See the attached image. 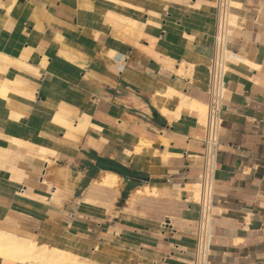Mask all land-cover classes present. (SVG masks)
<instances>
[{"label": "crops", "instance_id": "0c3cea01", "mask_svg": "<svg viewBox=\"0 0 264 264\" xmlns=\"http://www.w3.org/2000/svg\"><path fill=\"white\" fill-rule=\"evenodd\" d=\"M215 3L0 0V231L193 263ZM231 6L209 264H264V0Z\"/></svg>", "mask_w": 264, "mask_h": 264}, {"label": "built area", "instance_id": "2783aa9c", "mask_svg": "<svg viewBox=\"0 0 264 264\" xmlns=\"http://www.w3.org/2000/svg\"><path fill=\"white\" fill-rule=\"evenodd\" d=\"M231 0H216L213 53L209 62L208 102L203 137V164L199 176V216L196 227L194 258L192 264H209L210 233L212 223L213 172L216 166L218 138L221 128V110L224 77L230 62L228 42L231 32Z\"/></svg>", "mask_w": 264, "mask_h": 264}, {"label": "bare ground", "instance_id": "6f19581e", "mask_svg": "<svg viewBox=\"0 0 264 264\" xmlns=\"http://www.w3.org/2000/svg\"><path fill=\"white\" fill-rule=\"evenodd\" d=\"M232 8V6H231ZM231 23V12H230ZM197 105V104H196ZM200 109V108H199ZM202 114L205 117L206 107L202 106ZM117 176L107 174L103 177L104 184H116ZM199 187L196 185V200L199 197ZM0 257L17 261V263L29 264H67L79 263L76 256L60 247L39 244L36 240L17 236L15 234L0 231Z\"/></svg>", "mask_w": 264, "mask_h": 264}, {"label": "rangeland", "instance_id": "374dc122", "mask_svg": "<svg viewBox=\"0 0 264 264\" xmlns=\"http://www.w3.org/2000/svg\"><path fill=\"white\" fill-rule=\"evenodd\" d=\"M231 2H232V0H231Z\"/></svg>", "mask_w": 264, "mask_h": 264}]
</instances>
